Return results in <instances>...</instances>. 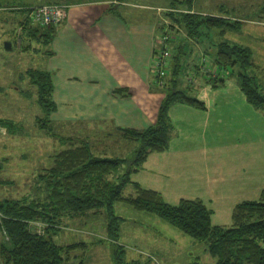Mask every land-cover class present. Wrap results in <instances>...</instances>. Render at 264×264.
<instances>
[{"label": "rangeland", "instance_id": "obj_1", "mask_svg": "<svg viewBox=\"0 0 264 264\" xmlns=\"http://www.w3.org/2000/svg\"><path fill=\"white\" fill-rule=\"evenodd\" d=\"M11 1L21 4L19 5L21 7H29L31 4H45L48 0ZM180 1L182 0H133L131 3L134 5L130 3L126 4L125 7H135L133 9L134 14L139 15L147 23L148 21L152 23L156 19L157 36L154 39L156 47L161 49V44L159 45L161 35H167L168 47L173 46V42L168 43L169 39L173 40L175 42L174 48L175 46L180 47V53L177 52V55L181 56L183 51V49L181 50L183 47L181 44L183 41H187L188 37L181 30H179L180 32H166L169 29L168 25L173 23L166 13L172 10H188L186 4ZM261 1L193 0L191 6L193 11H202L213 15L220 14L225 18L227 16L231 21L236 20L240 23L237 27H222V35L219 34L218 29H211V41L216 43L220 40L229 41L230 43H237L240 40L244 43L251 42L254 52V54L251 52L253 62L247 67L246 71L249 75H254V81L264 94V58H262L264 54L261 53L260 56L259 52L255 51L257 48L264 50V39L256 34L262 28L248 27L249 24L259 25V21L264 22L259 19L257 13ZM111 4L112 2H110V6ZM4 7L0 8V199L26 196L29 201L32 198H39L44 195L42 192L45 191L44 183L38 182L37 178L44 167L52 164L56 150L62 147V143L59 141L60 137H74L75 140H82L95 155L121 158L123 163L120 168L118 167V172L108 176L110 181L116 182L117 175H121L126 169L127 162L135 158L136 149L139 146V141L134 140L125 131L128 129L141 130L150 126V124L143 128H134L127 125H116L112 121H105L107 119L104 117L100 119L95 115L98 118L89 117L88 123L84 119L68 118L63 113L61 104L58 107L59 102L53 98V93L52 99L55 103V109L45 115L37 102V88L29 79L28 71H49L46 69V61L49 58L52 64L56 63V59H58V62L59 59H63V57H60L63 53L58 55L55 49L59 26L56 27L48 43H40V40L32 35L27 36L22 33L21 21L25 12L20 9L10 10L11 6ZM64 9L65 14L58 24L66 18V5H64ZM125 15L129 16L127 12H125ZM36 24L38 23H30L31 26H38ZM174 33H179V35L172 37ZM251 34L252 39L250 38ZM8 40L12 43V49L6 50L4 43ZM193 41L192 39L187 41L192 48L194 45H198L195 40ZM158 49L154 50L152 54L154 55ZM185 56L187 57H182L183 60H181V63H183L181 68L184 72L180 76L181 86H185L189 82L191 84L195 82L193 86L197 85L196 81L200 78L199 74L208 76L215 74L217 71L218 75H222L224 71H227L224 66L218 65L213 59H210L211 54L205 58L202 55V58H199L200 61L196 60V55L186 54ZM153 58L154 56H152ZM172 60L174 61V59ZM166 61H168V58H166ZM152 62V66L150 63L149 72L152 75L153 83L157 87L149 85V94H152V91H154L152 89H155V93L161 95V100H163L166 89L161 88V84L157 80L160 81L166 74H158L155 77L157 71H153L154 60ZM196 63L202 71L196 72L199 70V68L193 67ZM50 72H53L56 77V71L52 69ZM57 72L60 73V76L56 79L57 87L58 83H61L62 87L59 90L62 91L65 89L63 83L67 84L69 82V76L65 77L62 74L68 73V71ZM97 72L95 80L90 81V83L94 81L95 84L101 82L106 77L107 72L110 71ZM155 78H157L156 81ZM108 80H113V77H109ZM197 89V87H194V92ZM103 91L96 90V94L92 93V95L99 97L97 99L99 102H102L100 107L97 108L98 110H102L104 104L107 107L113 105L106 100L111 91L108 92V88ZM113 91L128 97L132 94L128 87H120ZM142 93L145 95V92ZM136 99H139L140 103L142 102L139 94L136 95ZM67 107L69 106L67 105ZM93 110L96 109L93 108ZM105 113V111H102V115H107ZM158 113L159 108L157 116ZM67 115L69 116L71 113H67ZM46 116L48 117L45 118ZM154 123H151V125ZM133 174H131V179ZM130 186V184H127L124 187V194L131 192L132 188ZM114 213L122 217L118 223L117 234L107 232V217L103 212L81 219L77 217L65 219V226L61 228L59 233L53 235V240L61 244L79 241L83 243L82 247H75L70 251L71 254L67 255L68 264H196V261L201 264H215V259L205 250V244L172 227L156 215L136 210L123 201L114 203ZM211 221L212 223L217 222L212 217ZM229 222L230 220L227 223ZM30 225H32L34 231L38 232H43L42 230L46 226L44 222L38 220L31 221ZM5 240L6 237L0 232V244ZM0 264H5L1 256Z\"/></svg>", "mask_w": 264, "mask_h": 264}, {"label": "crops", "instance_id": "obj_2", "mask_svg": "<svg viewBox=\"0 0 264 264\" xmlns=\"http://www.w3.org/2000/svg\"><path fill=\"white\" fill-rule=\"evenodd\" d=\"M56 1L67 8L54 47L56 54L63 53L60 56L63 59L59 62L56 59L52 64L49 58L46 69L56 71V77L51 73L53 98L59 102L58 107L61 104L68 118L84 119L87 123L90 118L98 117L134 128L154 123L162 101L155 89L149 94V85L157 87L149 72L152 53L158 48L154 43L156 19L152 23L147 20V23L134 14L135 7H125L133 0ZM258 23L248 27L262 28L256 34L264 39V22ZM197 44L193 48L183 45L180 59L192 54L199 60L206 52V42ZM242 44L254 54L251 42L242 41ZM210 50L209 56L213 55ZM255 51L260 56L264 54L261 48ZM213 57L210 59L214 61ZM57 71H68L62 74L69 76L62 91L59 90L61 83L57 87L56 79L60 76ZM97 71L110 72L101 82L90 83L95 80ZM199 71L202 70L199 68L196 72ZM216 74L217 71L213 76ZM199 75L197 85L193 86L195 82H189V85L193 91L194 87L198 88L193 95L202 100L205 107L196 108L183 101L172 102L167 108L172 130L166 148L150 152L132 180L159 191L170 203L181 198L200 199L212 210L215 223L223 224L230 220L236 203L257 199L264 186V114L246 100L236 77L227 76L220 86L212 87L206 81L207 76ZM107 77H113V80ZM120 87H128L131 96L113 91ZM106 88L111 91L106 100L113 105L107 107L104 104L102 110H98L102 102L92 93L96 90L104 92ZM137 94L141 103L136 99ZM102 111L107 115H102Z\"/></svg>", "mask_w": 264, "mask_h": 264}, {"label": "trees", "instance_id": "obj_3", "mask_svg": "<svg viewBox=\"0 0 264 264\" xmlns=\"http://www.w3.org/2000/svg\"><path fill=\"white\" fill-rule=\"evenodd\" d=\"M180 2L186 4L188 10L167 12L173 23L168 25L166 32L181 30L188 40L198 39V43L206 42L203 57H209L207 54L213 48V51H210L213 53L214 62L227 69L222 75H208L207 83L216 87L220 86L227 76L236 77L246 100L264 114V94L254 81V75L251 76L246 71L253 62L250 49L238 42L211 41V29H218L220 34L222 27H237L240 23L231 21L227 16L225 18L193 11V0ZM51 3L60 4L56 0L45 2ZM19 5L21 4L11 0H0V8L11 6L10 10L20 9L25 12L21 21L22 33L32 35L39 39L40 43H48L59 22H36L38 26H31L32 21L28 13L31 7L36 5ZM257 13L259 19L264 21V0L259 4ZM177 34L179 35L174 33L173 37ZM187 41H183L181 45L187 44L186 46L191 48ZM169 42L173 40L169 39ZM169 48L170 55L164 66L166 76L160 81L155 78L161 88L166 89L157 121L141 130L125 131L134 140L139 141V146L135 158L127 162L126 169L121 175H117L116 182L110 181L108 176L118 172V167L123 163L121 158L95 155L82 140L60 137L62 147L56 150L52 164L44 167L37 178L38 182L44 183V195L29 201L26 196L0 199V232L6 237L0 244V256L5 264H68L67 255H70V251L75 247H82L83 243L79 241L61 244L53 240V235L65 226V219H81L103 212L107 217V232L117 234L118 223L122 219L114 213V203L117 201L126 202L136 210L152 213L191 238L201 241L205 244V250L215 259V264H264V186L257 199L236 203L230 222L221 224L212 223V210L200 199L181 198L176 203H170L159 191L143 187L131 179V174L141 168L148 153L166 148L172 130L167 108L172 102L183 101L196 108L205 107L203 101L193 95V88L189 84L181 86L183 63L177 55V52L180 53V47L174 48L173 44ZM153 56L155 62V54ZM200 57L202 58V55ZM193 67L198 68V64ZM153 71H156L154 65ZM28 75L37 88V102L42 112L48 115L55 109L52 99V74L50 71L34 70L28 71ZM157 75L158 73H155V77ZM127 184L131 185L132 190L129 194H124L123 190ZM33 220L46 224L43 232L32 229L30 222ZM195 263L201 264L198 261Z\"/></svg>", "mask_w": 264, "mask_h": 264}, {"label": "built area", "instance_id": "obj_4", "mask_svg": "<svg viewBox=\"0 0 264 264\" xmlns=\"http://www.w3.org/2000/svg\"><path fill=\"white\" fill-rule=\"evenodd\" d=\"M65 14V9L63 4L51 3L32 6L28 17L33 23L49 24L59 22ZM161 44V49L157 48L158 51L155 53L154 66L159 75H164V66L167 64L166 58L170 54V48L167 44V35H162L159 40V45ZM156 49V50H157Z\"/></svg>", "mask_w": 264, "mask_h": 264}, {"label": "water", "instance_id": "obj_5", "mask_svg": "<svg viewBox=\"0 0 264 264\" xmlns=\"http://www.w3.org/2000/svg\"><path fill=\"white\" fill-rule=\"evenodd\" d=\"M4 48H5V49H10V48H12L11 43H10L9 40H8V41H5V43H4Z\"/></svg>", "mask_w": 264, "mask_h": 264}]
</instances>
